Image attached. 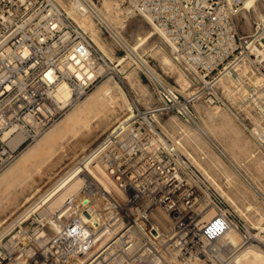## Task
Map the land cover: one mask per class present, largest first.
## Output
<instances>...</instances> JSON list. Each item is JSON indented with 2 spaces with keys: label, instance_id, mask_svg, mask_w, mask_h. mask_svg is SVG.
<instances>
[{
  "label": "built area",
  "instance_id": "2783aa9c",
  "mask_svg": "<svg viewBox=\"0 0 264 264\" xmlns=\"http://www.w3.org/2000/svg\"><path fill=\"white\" fill-rule=\"evenodd\" d=\"M122 1L149 18L172 59L193 74L196 91L186 97L161 74L151 76L160 102L135 104L91 152L120 192L86 171L81 199L32 218V231L22 220L16 234L0 239V264H229L234 252L259 247V227L229 209L179 146L162 138L158 121L167 111L190 119L192 101L205 98L223 106L264 153V23L240 32L239 12L250 11L244 0ZM106 66L58 0H0V172L62 116L68 104L54 97L60 83L69 84L74 101ZM19 132L24 139L13 147ZM159 211L168 226L157 223ZM55 221L61 230L48 234ZM231 226L239 244L227 240Z\"/></svg>",
  "mask_w": 264,
  "mask_h": 264
},
{
  "label": "rangeland",
  "instance_id": "374dc122",
  "mask_svg": "<svg viewBox=\"0 0 264 264\" xmlns=\"http://www.w3.org/2000/svg\"><path fill=\"white\" fill-rule=\"evenodd\" d=\"M58 1L64 2V4H61L63 7L65 5L64 8L68 12L67 8L69 7L66 5L70 2L72 3L73 0ZM89 2L98 8L102 20H100L99 16L91 13L90 18L96 25V32H90L86 28L85 30L91 35L94 42L95 40L102 42L103 48L99 44L96 45L107 59L108 64L111 67H115L116 73L114 72V75V73L108 71L106 66L105 74L92 85L88 93L81 98L68 102V105H64H67L66 107L63 106L62 116L48 130L57 126L67 114L82 102V108L88 111L91 100L87 99V95L96 91L110 77L112 81H117L121 87L120 89L119 86H116L114 90L118 91V94L115 91L114 94L123 102L127 98L128 101L125 100L127 104H124L119 111L117 110L118 108H115L113 119L108 122L103 114H97L99 109L104 110L103 104L97 103L94 109L90 111L92 117L90 126L82 127L70 124L65 129L58 130L57 133L60 136H56L57 138L54 139L52 145L48 144L49 146H45L44 150L41 149L36 155L34 153L33 157L32 155L28 156L25 152L28 153L27 149L35 146L45 133L33 143L24 144L18 149L14 161L0 172V175L3 176L13 167L16 168L12 170L14 172L10 174V179L0 184V232L12 225L10 231L0 236V239L3 237V243L17 233L22 220L27 219L22 223L23 228H27L30 231L36 228V224H30L31 219L37 218L39 214L43 215L41 209L43 210L48 205V202H44L45 200H43L42 196L55 189L61 183V177L65 176L87 153L90 154L91 150L93 152L94 148H97L106 134L120 119L122 120L131 114L135 104L141 107H149L160 102L161 94L158 89H161V87L153 83L154 81L147 68H145L146 66L142 64L141 57L148 61H145V64L152 68L156 74L159 73L163 76L167 85L175 87L182 95L191 97L196 91L197 83L194 82L193 74L181 68L172 59L170 46L160 33L156 31L147 17L132 9L131 6L122 0H89ZM115 3L117 6L114 5ZM108 4L114 5L116 10L119 7L122 9V21L116 18L119 16L113 18V14L108 10ZM245 11L241 10L238 15L242 34L250 33L256 22L262 23L259 12L264 13V0H260L256 6H252L250 11ZM69 15L71 14L69 13ZM77 15L79 18V13H76ZM72 16L74 17V15ZM75 19L77 20V18ZM103 20L113 22L116 31L118 30L121 37L117 36L107 26H104ZM150 31L154 35L148 42L139 45V36H143ZM121 38L126 44L123 45ZM134 45H136L137 49L132 51L131 48ZM155 46L156 49L147 52ZM157 49H160V52L157 53ZM165 56L170 58L171 63L164 61L163 58ZM183 79L189 81L185 86L182 83ZM120 95L126 96L124 97L125 99L123 96L121 98ZM112 108L114 109L112 106L107 107L106 110ZM190 111L192 113V118L190 119L181 118L173 111H167L161 115L158 125L162 138L170 143H177L182 155L198 171L200 177L214 191L224 197L232 212L259 227V247L257 251L264 255V153L259 151L253 139L246 134L223 106L211 104L205 98L195 99L192 101ZM26 155L28 156L27 162L25 161ZM17 160H20L19 163ZM23 161L25 166H22L24 165ZM16 163L19 166L15 165ZM18 167L20 169H17ZM21 168L22 171H20ZM27 171L31 173L34 171L33 174L29 172L30 179H28ZM24 174L27 175V178L26 176L24 177ZM22 175L23 179L21 180ZM24 178L27 180L25 181ZM219 186L224 189V192ZM6 188L9 189L7 192ZM3 198L6 199L4 202ZM35 204H37V208L34 207ZM31 208L33 211L30 210ZM3 211L5 212L3 213ZM25 211H27L26 214L29 213L21 218ZM45 228L48 234H53L51 233V226ZM237 236L239 241L240 237L239 235ZM245 248L242 249L244 250ZM242 249L237 253L241 252ZM237 253H233L231 261Z\"/></svg>",
  "mask_w": 264,
  "mask_h": 264
},
{
  "label": "bare ground",
  "instance_id": "6f19581e",
  "mask_svg": "<svg viewBox=\"0 0 264 264\" xmlns=\"http://www.w3.org/2000/svg\"><path fill=\"white\" fill-rule=\"evenodd\" d=\"M65 1V0H64ZM74 1V0H73ZM72 1V3H68L66 6L69 7L67 8L68 9V12L71 14L70 16L74 15V19L77 18V20L75 19V21L85 30L88 29L90 32H96V25H94L93 23V20L90 18V15L91 13H94V15H97L99 16V18H101V13L99 12L98 8L91 2H89V0H75L74 2ZM260 0H244V3H245V8H248V9H251L252 6H256L257 3L259 2ZM60 3H62L60 1ZM64 4V2L62 3ZM61 4V5H62ZM66 4V3H65ZM118 4V3H117ZM116 5V3L114 4ZM114 5L112 4H108V10L111 11V14H113V18L116 17V16H119V17H116V18H119L120 21L121 20V14H122V9L119 7L117 8V10L114 8ZM117 6V5H116ZM119 6V4H118ZM65 7V5H64ZM123 8V7H122ZM115 9V10H114ZM109 11V13H110ZM90 12V14H89ZM246 12V11H245ZM76 13L78 14L79 13V18H78V15L76 16ZM125 13V12H124ZM123 13V14H124ZM243 13V12H242ZM126 14V13H125ZM244 14V13H243ZM126 17V16H125ZM259 17L260 19H262V23H264V13L262 12H259ZM104 18V17H103ZM112 18V19H113ZM124 19V17H123ZM102 20V18L100 19ZM149 20V18H148ZM150 21V20H149ZM119 22V21H117ZM103 24L104 26H107L110 30H113V32L115 34H117V36L121 37L118 33V30L116 31L115 29V26L113 25V22L111 21H104L103 20ZM154 35L153 32H147L145 35L143 36H139V45L140 44H144L146 42L149 41V39ZM121 41L124 44H126V42L121 38ZM138 41V42H139ZM166 41V40H165ZM95 43L96 44H99L102 48L104 47L102 42L100 41H97L95 40ZM137 43V42H136ZM138 44V43H137ZM138 45V46H139ZM134 49H137L136 45H134L133 48H131V50L133 51ZM154 49H156V46L155 47H152L151 49H149L147 52L149 51H153ZM160 52V49H157V53ZM139 57V56H138ZM141 57V56H140ZM164 61L167 62V63H171L170 62V58L165 56L164 58ZM142 61V60H141ZM145 60L142 61V64L144 66H146L145 68H147L148 72L150 73V75L153 77L157 76V74L155 73V71L150 68L147 64H145ZM141 64V63H140ZM104 67H101V70H103ZM106 69V68H105ZM108 71L114 73L115 72V67H111V66H108L107 67ZM116 73V72H115ZM114 73V75H115ZM105 74V73H104ZM149 75V76H150ZM113 77V75H111ZM151 77V78H152ZM109 78V77H108ZM189 81L187 80H184L183 79V85L185 86L186 83H188ZM116 86H119V84L117 83V81L115 82L111 80V77L105 82H103L99 88L96 90V91H93L91 93H89L87 95V99L91 100V104L90 106H88L89 110L88 111H85L83 108H82V103L79 104V106H77L73 111H71L69 114L66 115L65 118H63L61 120V122L59 124H57V126H54L52 127L50 130H48L47 132H45L44 136L36 143L35 146L27 149L28 153L25 152V154H27L28 156L29 155H32L33 157V154L35 153V155L40 152L41 149H43L45 146H47L48 144H51L52 145V142L54 141V139H56L57 137L56 136H60V134L58 135V130H61V129H65L68 125L72 124V125H76V126H84V127H88L90 126V123H92V117H91V112L92 109H94V107L96 106L97 103H102L103 106H104V110L103 109H99L97 111V114L98 115H104V118L109 122L113 119V111L115 110V108L119 111V109H121L123 107L124 104H127L125 100H127V98L125 99L124 95L123 98L125 99L124 102L121 101L119 99V97L117 98V95L114 94V88ZM120 87V86H119ZM121 89V87H120ZM116 92V91H115ZM118 94V91L116 92ZM123 93V92H122ZM121 96V95H120ZM121 96V98H122ZM54 97L59 101L61 102V105L64 106L65 104H67L68 102H70L72 99V91L70 89V86L67 82H62L60 83L57 91L55 92L54 94ZM128 101V100H127ZM114 107V109H110V110H106L107 107ZM130 107V106H129ZM118 115V113H116ZM121 120V119H120ZM193 120V119H192ZM205 131H207L205 129ZM202 132V131H201ZM207 133V132H205ZM9 133L7 132V135ZM204 134V133H203ZM208 134V133H207ZM210 135V134H209ZM59 138V137H58ZM24 139V134L22 132H19L15 138H14V143H13V147H16L18 145V143L20 141H22ZM164 139V138H163ZM165 140V139H164ZM57 141V140H56ZM179 142V141H178ZM177 144V143H176ZM50 145V146H51ZM49 146V145H48ZM62 146V145H60ZM96 148H94L95 150ZM44 150V149H43ZM42 150V151H43ZM48 150V149H47ZM41 151V152H42ZM49 151V150H48ZM47 151V152H48ZM92 152V150H91ZM50 153V152H49ZM90 153V152H89ZM88 154V153H87ZM85 155L82 159H80L78 161V163L73 166V168L71 170H69V172L61 177L62 181L61 183H59L57 185V187H55V189H53L51 192H48L46 193L43 197V200H45L44 202H48V205L47 207H45L43 210L41 209V212L44 214V215H48L49 212H54L56 214L60 213V212H63L65 211L66 209V203H67V200L71 197H74L76 195H78V200L81 199V195H80V190L85 182V172L83 171H90L97 179H99L101 182H103L105 185H108L110 187H113L115 188L118 192H120V189L118 188L117 184L114 182V180L109 176V174L105 171V169L98 163L96 162L95 160H92L91 159V153L88 154V155ZM26 155V156H27ZM41 155V154H40ZM191 155V154H190ZM28 156L25 158V161L26 159L28 158ZM48 156V155H47ZM31 157V156H30ZM194 158V157H193ZM195 159V158H194ZM24 160V159H23ZM14 161V160H13ZM18 161V160H17ZM20 161V160H19ZM18 161V163H19ZM24 162V161H23ZM22 162V163H23ZM27 162V161H26ZM34 163V162H33ZM198 163V161H197ZM35 164V163H34ZM17 166H19L17 163L15 164ZM21 165V163H20ZM200 165V164H199ZM16 166V167H17ZM22 166H25V162H24V165ZM201 166V165H200ZM13 167V166H11ZM202 167V166H201ZM15 167H13L14 169ZM13 169H11L9 171V169H7L9 172L6 173L5 175L1 176L0 175V184L3 183L4 181L6 182L8 179H10V174L14 171H12ZM16 169V168H15ZM17 169H20L19 167ZM39 169V168H38ZM37 169V170H38ZM204 169V168H203ZM26 170V169H25ZM30 170V169H29ZM34 170V169H33ZM22 171V168L21 170ZM31 171V170H30ZM30 171H27L28 172V175H29V172ZM40 171V169H39ZM32 172V171H31ZM30 172V173H31ZM17 173V172H15ZM14 173V174H15ZM34 173V171H33ZM31 173V174H33ZM207 173V172H206ZM209 174V173H208ZM16 175V174H15ZM12 176V175H11ZM18 176V175H17ZM26 176L27 178V175L24 174V177ZM210 176V174H209ZM30 175H29V178L30 179ZM15 178V177H14ZM20 178V177H19ZM24 178V180L26 181L27 179ZM212 178V177H211ZM23 179V175H22V178L21 180ZM15 181V180H14ZM12 182V181H11ZM24 182V181H23ZM26 183V182H25ZM227 184V183H225ZM4 185V184H2ZM9 185V183H8ZM10 186V185H9ZM14 186V185H13ZM8 187V186H7ZM21 187V185H20ZM221 189H222V192H224V189L219 186ZM7 190H9L8 188H6V192ZM9 192V191H8ZM14 192V190H13ZM5 194V192H4ZM8 195V194H7ZM2 196L4 197V195L2 194ZM33 196V195H32ZM31 196V197H32ZM39 199V198H38ZM51 199V200H49ZM231 199V198H230ZM4 200H6L5 198H3V202ZM27 201V200H26ZM2 203V202H1ZM3 204V203H2ZM23 204V203H22ZM1 205V204H0ZM15 205V204H14ZM11 207V205H9ZM8 206V208H9ZM34 207L37 208V204L34 205ZM6 208V209H8ZM28 209V208H27ZM26 209V210H27ZM10 210V209H9ZM31 211H33V209L31 208L30 209ZM36 210V209H35ZM28 211V210H27ZM22 215L21 218H23L26 214V212ZM237 211V210H236ZM1 212V211H0ZM5 211H3L4 213ZM2 214V213H1ZM4 215V214H3ZM7 215V214H6ZM5 215V216H6ZM20 215V216H21ZM155 216V219L157 221L158 224L162 225L163 227H166L168 226V220L169 218L164 215L163 212L159 211V212H156L154 214ZM2 219V218H1ZM12 225H10L8 228L4 229V231L2 230L0 232V236L4 235L6 232L10 231ZM263 228V227H262ZM61 230V226L59 224V222L55 221L53 222V225L51 226V233L53 234H57L58 231ZM86 231H88V229L86 228ZM37 233L38 235H43L45 232L42 231V230H37ZM238 232L236 231V229H234L232 226L230 227V229L227 231V234H226V237H227V240H229L230 242L234 243V244H239V242L241 241V238L240 240L238 241ZM240 237V236H239ZM246 248L241 252L237 253V255L235 256V258L229 263V264H264V255L263 254H260L259 251H257V248L258 247H255L254 245H249V246H245ZM90 251H89V254L91 253H95L96 249L94 248V246H91L90 247Z\"/></svg>",
  "mask_w": 264,
  "mask_h": 264
}]
</instances>
